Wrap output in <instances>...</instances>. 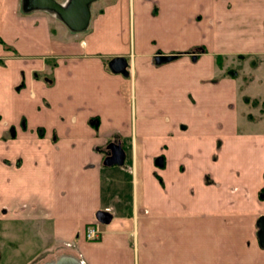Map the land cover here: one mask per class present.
<instances>
[{
    "label": "crops",
    "instance_id": "1",
    "mask_svg": "<svg viewBox=\"0 0 264 264\" xmlns=\"http://www.w3.org/2000/svg\"><path fill=\"white\" fill-rule=\"evenodd\" d=\"M263 190L264 0H0V223L46 264H264Z\"/></svg>",
    "mask_w": 264,
    "mask_h": 264
},
{
    "label": "rangeland",
    "instance_id": "2",
    "mask_svg": "<svg viewBox=\"0 0 264 264\" xmlns=\"http://www.w3.org/2000/svg\"><path fill=\"white\" fill-rule=\"evenodd\" d=\"M34 235L35 230L31 227H20L14 230L12 228H4L2 223H0V264H46L51 261L47 259L48 252L53 251L55 258L61 252L56 246L52 248V244H45L39 237ZM30 241L32 244H30ZM28 242L33 247L37 244V247L34 249L28 248L26 246Z\"/></svg>",
    "mask_w": 264,
    "mask_h": 264
},
{
    "label": "water",
    "instance_id": "3",
    "mask_svg": "<svg viewBox=\"0 0 264 264\" xmlns=\"http://www.w3.org/2000/svg\"><path fill=\"white\" fill-rule=\"evenodd\" d=\"M171 59L173 58L172 57L163 58L164 61H168ZM110 68L115 73L127 74V62L124 58L114 59L110 64ZM108 150L110 151V155L104 161L105 166L112 167V166H121L124 164L126 156L121 145L112 144L108 147ZM98 218L105 224L109 223V221L111 220V217L104 213L99 214ZM258 225L260 228L259 238L261 240L262 247L264 248V217L260 218Z\"/></svg>",
    "mask_w": 264,
    "mask_h": 264
},
{
    "label": "built area",
    "instance_id": "4",
    "mask_svg": "<svg viewBox=\"0 0 264 264\" xmlns=\"http://www.w3.org/2000/svg\"><path fill=\"white\" fill-rule=\"evenodd\" d=\"M101 230L98 224H94L87 228L86 236L89 241L99 240L101 238Z\"/></svg>",
    "mask_w": 264,
    "mask_h": 264
},
{
    "label": "trees",
    "instance_id": "5",
    "mask_svg": "<svg viewBox=\"0 0 264 264\" xmlns=\"http://www.w3.org/2000/svg\"><path fill=\"white\" fill-rule=\"evenodd\" d=\"M245 102H247V103H252L253 105H258V102H256V101H251L250 99H248V98H245ZM262 194H264V190H263V193Z\"/></svg>",
    "mask_w": 264,
    "mask_h": 264
},
{
    "label": "flooded vegetation",
    "instance_id": "6",
    "mask_svg": "<svg viewBox=\"0 0 264 264\" xmlns=\"http://www.w3.org/2000/svg\"><path fill=\"white\" fill-rule=\"evenodd\" d=\"M109 155H110V151H109Z\"/></svg>",
    "mask_w": 264,
    "mask_h": 264
}]
</instances>
